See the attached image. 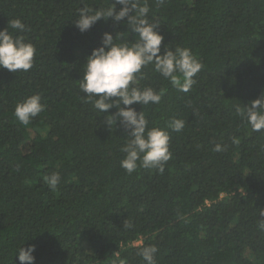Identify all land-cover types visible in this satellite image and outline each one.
<instances>
[{"label": "trees", "instance_id": "trees-1", "mask_svg": "<svg viewBox=\"0 0 264 264\" xmlns=\"http://www.w3.org/2000/svg\"><path fill=\"white\" fill-rule=\"evenodd\" d=\"M82 2L109 0H0V31L36 49L31 70L0 68V264H20L21 246H34V264H146L137 252L149 245L156 264H264V131L241 114L264 94V0H140L164 37L160 54L186 47L203 67L188 93L154 65L142 69L140 85L162 99L131 107L149 128L173 118L185 127L168 129L172 158L162 173L132 174L121 167L130 130L118 117L108 126L117 109H94L79 80L104 33L120 34L117 42L136 34L111 18L81 33ZM13 19L27 30L11 29ZM34 94L45 110L23 125L15 106ZM217 143L225 150L215 152ZM53 172L55 191L44 181Z\"/></svg>", "mask_w": 264, "mask_h": 264}, {"label": "clouds", "instance_id": "clouds-1", "mask_svg": "<svg viewBox=\"0 0 264 264\" xmlns=\"http://www.w3.org/2000/svg\"><path fill=\"white\" fill-rule=\"evenodd\" d=\"M157 3H163V0H157ZM82 5L77 9L78 18L74 20L81 33L88 31L98 21L111 18L116 23L126 20L130 32L136 34L132 41L117 42L120 34L114 38L112 34L104 33L102 46L94 49L83 65L84 73L79 80V89L84 94L82 98L103 114L116 108L115 116L105 117L107 125L116 124L118 117L124 127L130 130V138L121 149L126 154L121 160V167L128 174L135 172L138 167L158 168L162 173L165 164L172 158L168 129L180 133L185 121L173 118L166 128H149L143 111L137 113L131 107L134 104L142 107L150 103L159 104L162 99V90L140 85L142 69L154 65L155 72L169 81L177 91L188 93L196 84L194 77L203 65L186 47L165 45L163 55L160 54L164 37L156 31L159 25L148 19L150 8L146 2L141 5L140 0H115V3L109 0L108 4L100 7H91L83 2ZM117 5L122 6L119 11ZM8 25L18 33L27 30L20 19L10 20ZM35 54V46L23 35H12L8 27L0 31V68L13 73L27 72L33 67ZM41 101V95L34 94L18 102L14 109L16 119L28 125L45 110ZM237 111H241L239 107ZM241 114L253 131H264V94L252 101L250 106L244 107ZM233 142L238 141L233 138ZM213 150L222 152L225 148L217 143ZM60 180L59 172L44 176V181L53 191ZM259 215L264 217V210H260ZM130 226L125 223V227ZM258 227L264 230V220H259ZM34 251V246L27 249L19 247L16 256L20 264H34ZM157 252L156 246L149 245L142 247L137 255L146 264H156Z\"/></svg>", "mask_w": 264, "mask_h": 264}]
</instances>
